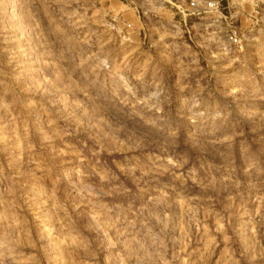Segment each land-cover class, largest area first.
I'll list each match as a JSON object with an SVG mask.
<instances>
[{"label": "rangeland", "instance_id": "1", "mask_svg": "<svg viewBox=\"0 0 264 264\" xmlns=\"http://www.w3.org/2000/svg\"><path fill=\"white\" fill-rule=\"evenodd\" d=\"M222 5L241 52L0 0V264H264V0Z\"/></svg>", "mask_w": 264, "mask_h": 264}, {"label": "built area", "instance_id": "2", "mask_svg": "<svg viewBox=\"0 0 264 264\" xmlns=\"http://www.w3.org/2000/svg\"><path fill=\"white\" fill-rule=\"evenodd\" d=\"M121 5L104 20V25L120 39L148 40L167 37L182 38L190 28L200 25V31L211 36L210 53H234L244 49L245 37L228 21L223 0H113ZM257 5L258 0H247ZM130 15L128 16V14ZM208 19V22L205 20Z\"/></svg>", "mask_w": 264, "mask_h": 264}]
</instances>
